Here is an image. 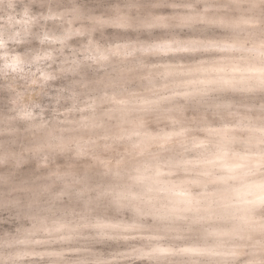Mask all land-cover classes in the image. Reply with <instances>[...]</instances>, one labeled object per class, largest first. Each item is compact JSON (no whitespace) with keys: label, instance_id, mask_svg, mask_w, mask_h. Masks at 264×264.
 <instances>
[{"label":"clouds","instance_id":"obj_1","mask_svg":"<svg viewBox=\"0 0 264 264\" xmlns=\"http://www.w3.org/2000/svg\"><path fill=\"white\" fill-rule=\"evenodd\" d=\"M0 264H264V0H0Z\"/></svg>","mask_w":264,"mask_h":264}]
</instances>
